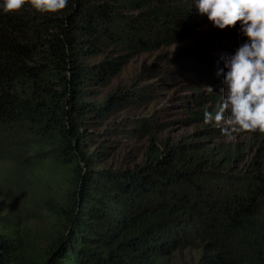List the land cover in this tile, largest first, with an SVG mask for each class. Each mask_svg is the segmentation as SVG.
Here are the masks:
<instances>
[{
  "label": "trees",
  "instance_id": "obj_1",
  "mask_svg": "<svg viewBox=\"0 0 264 264\" xmlns=\"http://www.w3.org/2000/svg\"><path fill=\"white\" fill-rule=\"evenodd\" d=\"M193 7V0H69L55 14L0 9V168L16 176L49 165L62 186L17 216L8 200L0 264H264V158L235 170L238 144L209 139L221 128L201 127V141L174 144L155 135L153 117H142L127 129L147 137L139 162L96 168L107 146L89 151L88 121L144 103L152 90L94 97L135 56L183 42L210 22ZM201 42L191 50L235 53L247 38L237 23ZM196 58L214 80L227 71L223 59ZM204 99L196 96L192 110L202 124L204 110L214 112ZM43 215L38 231L29 222Z\"/></svg>",
  "mask_w": 264,
  "mask_h": 264
},
{
  "label": "rangeland",
  "instance_id": "obj_2",
  "mask_svg": "<svg viewBox=\"0 0 264 264\" xmlns=\"http://www.w3.org/2000/svg\"><path fill=\"white\" fill-rule=\"evenodd\" d=\"M221 32V29L209 22L204 27L195 29L191 36L183 42L135 56L101 91L102 95L94 97V99L102 98L107 93L117 89L125 90L140 86L150 85L152 90L150 96L141 100L144 103L135 101L131 103L128 109L124 110L118 107L113 115L101 123H97L99 121L97 118L84 125L86 133H88L87 136H89V151L95 150L99 144L107 146L104 148L108 154L100 157V161H98L100 166L96 168L129 166L141 160L140 152L147 142V137L143 138L127 133V129L130 126L137 127L138 120L142 117H153L154 120H150L149 123L156 127V129L152 128L155 130V135L160 140L172 141L174 144L199 142L202 140L201 136L198 135L201 127H217L214 124L203 126L201 122L195 121L192 110L197 107L194 103L196 96L204 95L206 106H211V110H216L223 100L222 89L226 88L223 82L224 77L221 78L224 76V72H220L218 75V71H215L216 79L214 80L210 75V72L213 71L212 68L208 66L205 60L198 59L196 56L225 60L234 53L222 49L196 53L191 50V47H195L201 41L217 38L221 36ZM101 58H94L92 62L100 61ZM160 68H163L165 74L158 73ZM152 69H158L159 78L152 75ZM207 86L212 87L213 93L207 92ZM91 88L97 90L94 84L91 85ZM212 94L219 98L218 102L208 101L207 97ZM124 120H129V123L122 124L121 122ZM111 122L115 124L111 125ZM106 128H110L111 131L105 133ZM209 135L210 141L216 143L238 144L241 154L233 163L235 170L246 167L251 160L261 161V156L264 158V135L258 132L252 134L237 133L234 134L235 138L232 140H228L222 132L214 136ZM261 168L264 170V163ZM11 170L8 165L0 168V215L10 210L9 199L15 202L11 215L17 216L23 212H28L37 205L39 199L43 198L41 196H47L62 189L60 176L56 174L55 168L49 165L35 167L24 171V173L16 172V176ZM232 172L234 170L229 173ZM75 201L78 202L76 199ZM47 218L49 221H55L53 215H48ZM44 219L45 215L40 216V218H33L29 223L39 227L38 231H42L40 228ZM193 256L194 252L187 251L185 259L190 261L194 258Z\"/></svg>",
  "mask_w": 264,
  "mask_h": 264
},
{
  "label": "clouds",
  "instance_id": "obj_3",
  "mask_svg": "<svg viewBox=\"0 0 264 264\" xmlns=\"http://www.w3.org/2000/svg\"><path fill=\"white\" fill-rule=\"evenodd\" d=\"M69 0H2L4 13L20 12L29 5L41 14L63 11ZM197 13L217 28L240 25L247 37L224 61L223 100L214 112L204 110L203 124L220 127L228 140L237 133L264 135V0H193ZM207 92L213 93L211 86Z\"/></svg>",
  "mask_w": 264,
  "mask_h": 264
}]
</instances>
